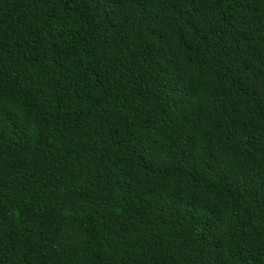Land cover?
I'll use <instances>...</instances> for the list:
<instances>
[{"label":"trees","instance_id":"16d2710c","mask_svg":"<svg viewBox=\"0 0 264 264\" xmlns=\"http://www.w3.org/2000/svg\"><path fill=\"white\" fill-rule=\"evenodd\" d=\"M0 264H264V0H0Z\"/></svg>","mask_w":264,"mask_h":264}]
</instances>
